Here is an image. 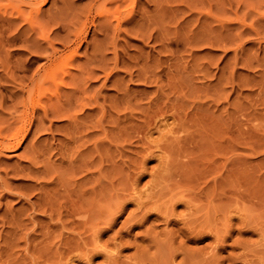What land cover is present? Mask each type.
<instances>
[{
    "label": "rangeland",
    "instance_id": "1",
    "mask_svg": "<svg viewBox=\"0 0 264 264\" xmlns=\"http://www.w3.org/2000/svg\"><path fill=\"white\" fill-rule=\"evenodd\" d=\"M117 1L0 0L1 94L75 116L0 153V264H264V0Z\"/></svg>",
    "mask_w": 264,
    "mask_h": 264
},
{
    "label": "bare ground",
    "instance_id": "2",
    "mask_svg": "<svg viewBox=\"0 0 264 264\" xmlns=\"http://www.w3.org/2000/svg\"><path fill=\"white\" fill-rule=\"evenodd\" d=\"M12 1V0H11ZM45 0H27V2L29 4H36L35 5V15L38 17L40 10H41V4L44 3ZM120 1V0H118ZM117 1V2H118ZM39 2V3H38ZM121 2V1H120ZM10 3V2H9ZM123 6V5H122ZM17 7V6H16ZM19 8V7H18ZM107 13V16L110 17H114V15L118 18H120L119 16H121L122 14V10H121V5L118 4L116 5V7L113 9V11H109L108 10H103L101 13ZM130 12V11H129ZM17 13L19 14L18 16L20 17V15H23L24 13L22 11H19L17 9ZM30 13H33L32 10H30ZM109 14V15H108ZM128 14V13H127ZM105 15V16H106ZM127 16V15H126ZM125 16V17H126ZM12 18V17H11ZM10 17L6 19V21L8 23H13L14 19L12 20ZM121 19V18H120ZM120 23L119 19H118V24ZM243 23V22H241ZM117 24V23H116ZM222 24V23H221ZM255 30V29H254ZM257 30V29H256ZM243 31V30H242ZM257 33V32H255ZM260 34V33H259ZM257 35V34H256ZM12 40V39H9ZM26 66V65H23ZM25 73L27 70H23ZM8 73V72H7ZM11 73V71H10ZM14 73V72H12ZM9 74V76L7 77V83L12 82L13 87L15 85L14 88H16V90L10 92V94H8V96L6 95H2L0 92V121L2 120V123H4L2 126L0 123V135H1V139H0V153L5 151V150H11L14 148H18L21 146V144L23 143V141L27 138V133L29 132V129L31 127H29V125L31 124V121L34 119L35 115L41 114L40 116L43 117H47L48 113L51 111V114H57L58 116L61 114V116H65L68 112L69 115H66L68 117H70V115L72 114L69 109L66 110V113H63V111H65L66 108L68 107H62L59 108V103L58 101L59 99H48L45 98V96L47 95V92L50 91L52 92L50 89V86L55 84H51L49 86H46V83L48 82V80H52L54 81L55 78H58L57 75L52 70H36L31 76L25 75V73L23 75H21L22 77H24V79H19V81H16L17 79L13 76V74ZM27 74V73H26ZM26 76V77H25ZM27 78V81L25 80ZM61 78V77H60ZM65 78V77H64ZM63 79V78H62ZM61 79V83L63 82V80ZM6 80V79H5ZM57 80V79H56ZM66 81V80H65ZM69 81V80H68ZM71 81V80H70ZM5 82V83H6ZM55 82V81H54ZM52 83V82H51ZM72 83V81L70 82ZM69 83V84H70ZM58 84V83H57ZM56 84V85H57ZM56 85L54 87H56ZM3 87L5 88V86L3 85ZM53 87V88H54ZM13 88V89H14ZM56 91V90H55ZM49 93V92H48ZM55 93V92H54ZM52 93V94H54ZM57 94V93H56ZM50 95V94H49ZM51 96V95H50ZM53 97H56L53 95ZM50 98V97H49ZM58 98V97H57ZM47 99V100H46ZM51 100L53 103H51ZM10 101V102H9ZM49 101V103L47 104V102ZM57 102V103H56ZM8 103H10L9 105H7ZM58 104V106H57ZM88 104V102H86V105ZM61 105V104H60ZM83 105H85V102H83ZM11 108H10V107ZM71 106V105H70ZM90 106V105H89ZM49 107V108H48ZM9 108V109H8ZM51 108V109H50ZM72 108V107H71ZM89 109V108H88ZM50 110V111H49ZM75 113V112H74ZM43 115V116H42ZM56 115V116H57ZM75 115V114H74ZM72 117L75 118V116L71 115ZM67 118V117H66ZM69 119V118H68ZM73 119V118H72ZM4 120V122H3ZM11 120V121H10ZM40 121V120H39ZM163 121V120H162ZM6 122V125H5ZM38 122V121H37ZM43 123V122H41ZM42 126V125H41ZM88 128V127H87ZM39 129V127H38ZM37 128L36 130L39 131ZM41 129V128H40ZM31 131V130H30ZM173 133V131H172ZM148 135V134H147ZM148 137V136H147ZM32 152V151H31ZM24 156V155H23ZM35 171V168H34ZM33 171V172H34ZM39 172V171H38ZM88 190V189H85ZM84 190V191H85ZM89 191V190H88ZM141 208V207H140ZM56 210V209H55ZM55 212V211H54ZM51 213V212H50ZM77 213V212H75ZM57 214V213H55ZM63 214V213H62ZM59 215V214H58ZM64 215V214H63ZM65 216V215H64ZM63 216V217H64ZM84 216V215H82ZM52 217V216H51ZM61 220V218H60ZM88 220V218L85 219V221ZM64 221V220H61ZM82 221V219H81ZM84 221V222H85ZM87 222V221H86ZM75 223V222H74ZM80 223V222H79ZM68 224V223H67ZM86 224V223H85ZM75 225V224H74ZM82 225V224H81ZM20 227V226H19ZM78 226H76L77 228ZM65 228V227H64ZM71 229V228H70ZM74 229V228H73ZM36 251V250H34ZM41 252V251H40ZM35 254V253H34ZM41 254V253H40ZM56 254V253H55ZM33 255V254H32ZM36 255V254H35ZM39 255V252L38 254ZM43 255V254H42ZM34 257V256H33ZM41 256H39L38 258H40ZM36 260V259H34ZM2 261V260H1ZM36 262V261H35Z\"/></svg>",
    "mask_w": 264,
    "mask_h": 264
}]
</instances>
